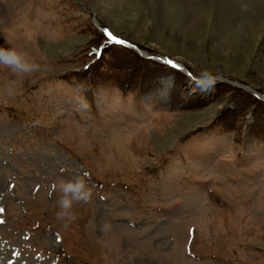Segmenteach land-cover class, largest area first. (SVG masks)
Masks as SVG:
<instances>
[{
    "label": "rangeland",
    "instance_id": "obj_1",
    "mask_svg": "<svg viewBox=\"0 0 264 264\" xmlns=\"http://www.w3.org/2000/svg\"><path fill=\"white\" fill-rule=\"evenodd\" d=\"M0 47V264H264V0H0Z\"/></svg>",
    "mask_w": 264,
    "mask_h": 264
},
{
    "label": "clouds",
    "instance_id": "obj_2",
    "mask_svg": "<svg viewBox=\"0 0 264 264\" xmlns=\"http://www.w3.org/2000/svg\"><path fill=\"white\" fill-rule=\"evenodd\" d=\"M0 66H5L20 73H30L37 70V65L29 60L25 53L12 47H0ZM59 195L56 199L55 217L65 226L76 219L72 211L75 202H87L91 198L90 186L82 175L61 179L57 185Z\"/></svg>",
    "mask_w": 264,
    "mask_h": 264
},
{
    "label": "trees",
    "instance_id": "obj_3",
    "mask_svg": "<svg viewBox=\"0 0 264 264\" xmlns=\"http://www.w3.org/2000/svg\"><path fill=\"white\" fill-rule=\"evenodd\" d=\"M100 37H101V39H105L103 34H100ZM116 50L121 51V52L122 51H126V53H129L130 55H132L130 49H128L126 47H123V46H120V45H114L112 43H107L106 44V51H108L110 53V55L112 56V58H114V59H112L111 62H109V64H108L109 68L111 66H113L115 63L121 65L122 67L128 64V66L130 67V68L127 67L128 70H133L134 66H137L136 64L138 62H131V58L125 59V60H123V59H115V56L113 55V52H115ZM137 58H138V61H143L142 63H148L149 65L156 66V67H153L155 69L165 68V67L168 68V69L170 68L168 66H165V65L153 62V61L143 60V59L139 58L138 56H137ZM99 60L100 59H97L94 63L88 64V66L85 68V70L90 69V68L96 69L95 67L97 65L98 66L101 65V61L99 62ZM129 63H130L131 66L129 65ZM120 78L118 80H116V82H115L117 84V85L115 84L117 86V88L122 89V90H125L126 88L132 89V90H138L139 89V87H140V83L139 82H134L133 83V82H131V79L128 78V77H127L128 79H126V78L123 79L124 77H120ZM78 83H79L78 85L81 86V85H83V83H85V81L81 80V81H78ZM87 85L92 89V86H91L90 83H87Z\"/></svg>",
    "mask_w": 264,
    "mask_h": 264
},
{
    "label": "snow or ice",
    "instance_id": "obj_4",
    "mask_svg": "<svg viewBox=\"0 0 264 264\" xmlns=\"http://www.w3.org/2000/svg\"><path fill=\"white\" fill-rule=\"evenodd\" d=\"M105 31H107V29L105 30ZM109 35H111V33H109ZM114 39H115V37H113ZM121 43L123 42V41H120ZM168 63H173L172 61H168ZM173 66H176V65H173Z\"/></svg>",
    "mask_w": 264,
    "mask_h": 264
}]
</instances>
